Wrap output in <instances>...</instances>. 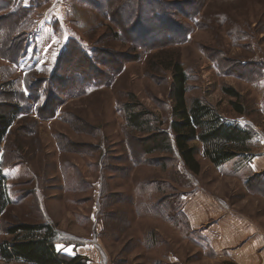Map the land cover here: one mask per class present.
<instances>
[{
	"label": "rangeland",
	"instance_id": "obj_1",
	"mask_svg": "<svg viewBox=\"0 0 264 264\" xmlns=\"http://www.w3.org/2000/svg\"><path fill=\"white\" fill-rule=\"evenodd\" d=\"M135 2L0 0V115L19 111L0 142V242L14 240L9 226L44 225L57 253L85 264H214L199 248L223 222L264 227V0ZM177 59L188 104L251 133L221 166L190 142L199 173L170 129L165 65ZM129 105L170 134V152L149 153Z\"/></svg>",
	"mask_w": 264,
	"mask_h": 264
},
{
	"label": "trees",
	"instance_id": "obj_2",
	"mask_svg": "<svg viewBox=\"0 0 264 264\" xmlns=\"http://www.w3.org/2000/svg\"><path fill=\"white\" fill-rule=\"evenodd\" d=\"M132 5L140 6L141 0H136ZM118 37L116 33V38ZM143 45L149 47L145 42ZM85 56H83L84 60L89 63V59ZM165 69L172 73L173 79L171 100L174 121L170 124V129L174 133V143L185 166L190 171L199 173L200 164L196 158V148L190 146V142L193 141H199L203 145L205 157L216 166L230 162L241 151H244L251 140V133L239 124L223 119L215 108L201 99H194L190 105L188 104L189 78L179 59L165 65ZM108 79L109 77L106 80ZM225 91L233 98H240L239 94L232 89L227 88ZM232 104L237 113H245L244 105L238 102ZM127 112L130 127L152 134L148 140L156 141L150 147L149 153L160 150L171 151L173 143L170 134L153 131L150 118L147 117L149 114L145 111H138L134 105H129ZM17 113L19 111L12 109L11 112L0 115V142L7 135ZM159 139L161 141L158 142ZM7 205V188L0 180V226ZM7 232L14 236V240L0 242L1 261L11 263L15 260H25L35 264H85L82 257L69 259L56 252L52 239L54 234L48 226L20 224L14 227L9 226Z\"/></svg>",
	"mask_w": 264,
	"mask_h": 264
},
{
	"label": "crops",
	"instance_id": "obj_3",
	"mask_svg": "<svg viewBox=\"0 0 264 264\" xmlns=\"http://www.w3.org/2000/svg\"><path fill=\"white\" fill-rule=\"evenodd\" d=\"M205 257L214 264H264V227L253 218L251 223H222L213 230Z\"/></svg>",
	"mask_w": 264,
	"mask_h": 264
}]
</instances>
